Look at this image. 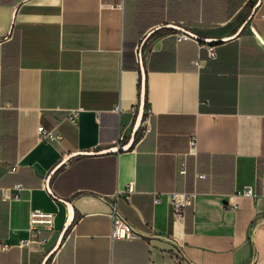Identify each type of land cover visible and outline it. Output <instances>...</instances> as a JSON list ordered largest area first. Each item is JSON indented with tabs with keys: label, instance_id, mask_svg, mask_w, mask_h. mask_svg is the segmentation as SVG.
Masks as SVG:
<instances>
[{
	"label": "crops",
	"instance_id": "crops-1",
	"mask_svg": "<svg viewBox=\"0 0 264 264\" xmlns=\"http://www.w3.org/2000/svg\"><path fill=\"white\" fill-rule=\"evenodd\" d=\"M0 264H264V0H0Z\"/></svg>",
	"mask_w": 264,
	"mask_h": 264
},
{
	"label": "built area",
	"instance_id": "built-area-1",
	"mask_svg": "<svg viewBox=\"0 0 264 264\" xmlns=\"http://www.w3.org/2000/svg\"><path fill=\"white\" fill-rule=\"evenodd\" d=\"M182 28V27H181ZM184 29V28H183ZM188 31V30H186ZM186 31H179L178 34L179 40H194L199 44V48H206L208 56L210 58L216 57V47L214 43H204L200 42L197 38L193 37L192 34ZM139 61L142 63L141 52H139ZM81 109L72 110L69 114V119L73 121L77 118ZM38 141L41 143H51L55 140L62 139V136L57 133L55 130H47L44 126H39L38 128ZM194 141V140H193ZM17 171V167L11 168L10 172L15 173ZM179 174L186 175L187 174V165L186 163H182L179 169ZM204 176H199V178H203ZM23 189L21 184H17L12 188H2V197L6 201H11L15 199H19V192ZM46 189L50 191L48 184H46ZM136 192L134 183H130L127 189L124 192H118L114 200L111 203V220H112V232L111 235L114 238H123V239H138L139 235L133 230L130 226L126 218L120 212L118 206V200L123 199L125 201H129L131 196ZM51 195H53L51 193ZM242 195L245 197L253 198L255 197V192L252 187H246ZM54 196V195H53ZM194 195L191 194H179V193H171L169 194V202L172 206L173 216L177 218L182 215L183 208L189 204H191ZM52 214L45 213L41 210H31L29 214V224L31 227V238L29 240H21L18 244L20 247H26L31 244L45 245L48 242V238H45L42 233L44 227H49L52 224Z\"/></svg>",
	"mask_w": 264,
	"mask_h": 264
},
{
	"label": "water",
	"instance_id": "water-1",
	"mask_svg": "<svg viewBox=\"0 0 264 264\" xmlns=\"http://www.w3.org/2000/svg\"><path fill=\"white\" fill-rule=\"evenodd\" d=\"M173 27L175 29H177L178 31H182V32L186 31V29H183V28H181L179 26H173ZM186 32L192 34L193 37L197 38L200 42H203V43H219L220 41H222V40H217V39L202 38V37L190 32V31H186ZM141 69H142V76H143V78H142L143 79L142 80V88H143V86H144V71H143V67H141ZM84 155H91V154L90 153H86Z\"/></svg>",
	"mask_w": 264,
	"mask_h": 264
}]
</instances>
